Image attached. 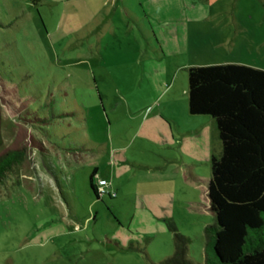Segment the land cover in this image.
<instances>
[{
    "label": "rangeland",
    "instance_id": "rangeland-1",
    "mask_svg": "<svg viewBox=\"0 0 264 264\" xmlns=\"http://www.w3.org/2000/svg\"><path fill=\"white\" fill-rule=\"evenodd\" d=\"M0 62L7 86L37 93L32 107L71 112L40 131L42 154L2 105L0 151L24 160L0 182V264H154L175 230L205 264L220 140L212 118L188 113L187 68L264 70V0H0ZM162 87L155 138L138 113ZM94 168L111 197L94 198Z\"/></svg>",
    "mask_w": 264,
    "mask_h": 264
},
{
    "label": "trees",
    "instance_id": "trees-1",
    "mask_svg": "<svg viewBox=\"0 0 264 264\" xmlns=\"http://www.w3.org/2000/svg\"><path fill=\"white\" fill-rule=\"evenodd\" d=\"M0 62V149L1 108L7 105L15 119L30 131L32 148L45 154L40 131L48 135L54 118L71 112L45 113L32 107L8 80ZM8 74V73H7ZM9 75V74H8ZM11 76V75H10ZM14 87V88H13ZM16 89V90H15ZM27 89H25L26 95ZM6 93H11L6 98ZM187 104L191 115H207L216 123L220 150L211 156L206 195L214 223L205 227V264H264V70L238 63L197 65L187 68ZM67 150H83V146ZM24 160L21 149L0 151V182L16 173ZM48 165V162H45ZM96 168L89 175L95 199L102 194L94 181ZM112 196L110 192L105 193ZM154 264H200L189 256L188 237L174 231L173 252Z\"/></svg>",
    "mask_w": 264,
    "mask_h": 264
},
{
    "label": "crops",
    "instance_id": "crops-1",
    "mask_svg": "<svg viewBox=\"0 0 264 264\" xmlns=\"http://www.w3.org/2000/svg\"><path fill=\"white\" fill-rule=\"evenodd\" d=\"M168 91L169 90H166L164 89V87H162L154 96L155 101L158 100V104H156L155 107H153V105H148L144 108L142 107V109H140L141 111L138 113L139 117L141 118V123H142L141 129H146V131L150 133V135L152 133L155 138L163 136V135L166 136V131L163 128V125L161 124V122L158 121L157 114L160 113L161 116L163 115V109L161 107L160 102L167 95ZM189 115L191 114L189 113ZM151 125H153L154 127ZM155 128L157 129L156 130L157 132H155Z\"/></svg>",
    "mask_w": 264,
    "mask_h": 264
},
{
    "label": "built area",
    "instance_id": "built-area-1",
    "mask_svg": "<svg viewBox=\"0 0 264 264\" xmlns=\"http://www.w3.org/2000/svg\"><path fill=\"white\" fill-rule=\"evenodd\" d=\"M109 184L105 178H98L97 179V190L103 195L107 192H110L108 188Z\"/></svg>",
    "mask_w": 264,
    "mask_h": 264
}]
</instances>
